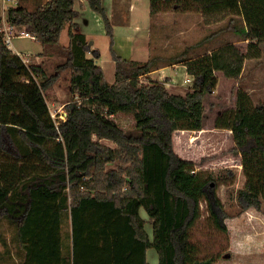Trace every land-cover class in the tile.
Segmentation results:
<instances>
[{"label": "trees", "instance_id": "1", "mask_svg": "<svg viewBox=\"0 0 264 264\" xmlns=\"http://www.w3.org/2000/svg\"><path fill=\"white\" fill-rule=\"evenodd\" d=\"M75 1L47 0L32 10L22 4L6 10L9 24L30 25L44 49L57 47L64 54L65 60L51 74L8 47L0 21V221L13 222L14 237L25 249L30 241L38 243L33 236L43 228V220H50L43 216L50 201L55 200L60 221L70 213L81 230L85 213L100 209L107 221L124 224L109 243L115 264H135L133 259L138 258L136 264H152L147 260L149 248L159 254L156 264H212L211 258H197L188 240L198 199L188 170L192 162L175 151L174 132L203 129L204 100L218 86V71L238 80L248 59L262 57L264 0H151L152 14L196 11L208 25L225 21L205 41L232 31L249 42L246 50L226 42L194 58L188 56L190 46L174 57L153 56L146 62L116 53L102 0H89L104 17L111 38L116 63L113 83L95 60L99 53L88 57V40L75 31ZM67 25L70 42L63 46L60 40ZM161 61L184 63L193 76L191 89L177 94L159 80L142 81V75ZM67 68L72 70L67 118L56 125L45 92ZM120 113L133 115L137 133L119 125L115 116ZM215 126L231 130L234 150L242 157L246 182L239 189L240 205L243 210L264 211V101L256 103L251 93L239 88L235 107L221 111ZM104 138L116 145L103 143ZM114 162L119 165L109 167ZM210 199L212 206L221 207L215 192ZM212 210L224 225L223 216ZM107 234L109 238V230ZM41 260L37 258L35 264H44ZM60 260L74 264L70 253Z\"/></svg>", "mask_w": 264, "mask_h": 264}, {"label": "rangeland", "instance_id": "2", "mask_svg": "<svg viewBox=\"0 0 264 264\" xmlns=\"http://www.w3.org/2000/svg\"><path fill=\"white\" fill-rule=\"evenodd\" d=\"M166 12H175L178 13L176 15H181L183 11L168 10ZM172 20L171 17L166 20L162 19L165 27L164 35L169 37L164 49L158 50L160 56L164 58L179 55L187 47H190L187 46L184 49L186 42L182 39V34L174 32V29L182 27L181 21L178 26H175ZM222 23L221 25L208 26L206 30H201V34H199V30L196 31L193 34L196 38H192L191 42L194 43L200 36H209L225 25V21ZM5 27L7 26L2 24L1 29L4 30ZM16 28L25 30L23 27L16 26ZM238 36L243 37L240 34ZM68 40V27H65L60 43L67 44ZM210 40L207 41L208 45H214V42L216 45L223 43V41H218L220 42L218 43ZM35 43L32 38L27 36H15L12 41L13 46L18 44L19 47H17L24 54L27 49L33 48ZM261 48L262 57L255 59L256 62H248L241 78L230 81L223 80L219 88L206 95L202 130H177L174 132L175 151L192 162L188 170L193 175L192 191L198 199L196 216L189 226L188 240L196 257L199 259L211 258L212 264H264V211L254 207L243 210L240 205L239 189L246 182L242 157L234 150L235 140L231 130L215 126V120L221 111L235 107L236 92L240 87L252 90L251 95L256 103L264 101V41ZM191 50L192 47L188 52L189 57ZM50 51L56 54L55 58H46L42 62L49 74L55 72L57 65L65 60L64 54L57 47L44 49L46 54ZM33 61L30 58L27 63ZM103 62L105 78L112 82V72L106 56L103 58ZM71 74L72 70L69 68L62 70L58 81L45 92L50 111L54 114L55 119H59L63 110L67 112L65 106L69 100ZM187 77H189L188 71L182 70L179 79L186 81ZM141 79L144 82L151 81L145 77ZM189 81L185 82L186 85L193 84L192 75ZM237 81L239 87L236 84ZM190 89L189 86L187 91ZM115 119L126 132L137 133L132 114L120 113L115 116ZM101 141L111 146L116 145L110 139L104 138ZM117 165L119 162H114L109 164V167ZM214 192L220 201V208L214 204L212 206L210 195ZM212 207L219 216L220 214L223 216L221 219H223L224 225L219 223ZM142 215L148 218L145 210H142ZM43 216L44 218L49 216L50 220H43V228L39 230L38 236H33L37 237L38 243L30 241L25 249L17 243L14 237L13 222L8 219L0 221V264H35L37 258L42 259L44 264H60L61 255L64 256L68 253L73 257L74 264H115L114 250L109 243H112L114 231L123 230L124 224L119 220L108 219L107 221L102 216L100 209L91 208L82 218L83 229L81 230L70 213L64 214L63 221H60L57 216L55 200L45 206ZM34 226L31 224L32 228ZM146 228L152 234V222H148ZM108 230L110 231L109 238H107ZM51 239L56 242L52 244ZM53 249H57V251H51ZM146 254L150 263H158L159 254L155 248L147 249ZM137 260L133 259L135 264L138 263Z\"/></svg>", "mask_w": 264, "mask_h": 264}, {"label": "crops", "instance_id": "3", "mask_svg": "<svg viewBox=\"0 0 264 264\" xmlns=\"http://www.w3.org/2000/svg\"><path fill=\"white\" fill-rule=\"evenodd\" d=\"M45 2H47V0H0V21L6 26L9 24L5 15L6 10L11 6L22 4L32 10ZM102 4L113 27V48L118 55L127 59L146 62L153 56L161 55L158 53V50L161 48L164 49L166 42L169 40V37L164 35L165 27L162 23V19L166 20L168 17L173 18L172 23L175 26H178L179 21H181L182 27L174 29V32L182 34V39L186 42V45L183 47L184 49L187 46L192 47L189 58L198 57L205 53L212 52L214 49L219 48L228 41L236 43L243 50H246L249 42L248 39H244L243 37L240 38L238 36L239 34L227 31L219 33L210 40L216 42L223 41L222 44L216 45L214 42V45H208V42L203 40L206 35H203L202 37L199 35V39L192 43L191 39L196 38V36L193 35L196 31L199 30V34H201V30H206L208 26L223 24L221 22L208 25L204 22L202 14L196 11H183L181 15H176L178 13L175 12L152 14L151 0H102ZM74 8L77 11V16L74 19V22L77 24L75 31L85 34L90 45L87 56L93 57L94 51L98 52L99 56L96 57L95 60L102 66L104 72L103 58L106 56L108 66L112 72L111 76L114 81L116 63L112 56L111 38L107 33L104 17L91 7L89 0H76ZM66 27H68L69 34V25ZM23 28L30 31L31 26L26 25L23 26ZM32 40L36 42V45H34L33 48L27 49L26 54L18 48V44L17 47L13 46L11 43L8 47L11 48L13 52L18 53L26 62L32 58L34 60L33 62L42 64L46 58H55L56 54L54 52L50 51L48 54L44 52V46L38 38H32ZM69 42L70 38L67 44L62 45L67 46ZM248 62L256 61L255 59H248L245 67ZM182 70L187 72V66L182 62L161 61L154 70L142 75V77H145L148 80H159L163 82L173 93L185 94L188 87L192 86L191 84L186 85L185 83L186 81L190 82L191 75L189 74L186 81L180 80L179 74H181ZM244 71L242 75H244ZM217 74L219 77V83L216 88H219L220 83L223 80H234L225 77L221 71H218ZM113 81L110 83H113ZM236 84L238 87L240 86L238 81ZM246 90L249 93L252 92V90Z\"/></svg>", "mask_w": 264, "mask_h": 264}, {"label": "built area", "instance_id": "4", "mask_svg": "<svg viewBox=\"0 0 264 264\" xmlns=\"http://www.w3.org/2000/svg\"><path fill=\"white\" fill-rule=\"evenodd\" d=\"M3 31L5 33V36H4L5 43L8 46L12 43L13 38L15 36H20V37L21 36H27V37H31V38H36V36L32 32H30L28 30H24V31L23 30H19V29L16 28V26L11 25V24L7 25V27H5ZM74 98L78 99L79 96L75 95ZM52 116L54 118V114L53 113H52ZM58 118L59 119H55L54 118L56 125H59L61 123V121L65 120L67 118V112H64V110H63V112L60 113V116Z\"/></svg>", "mask_w": 264, "mask_h": 264}]
</instances>
